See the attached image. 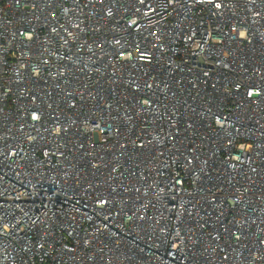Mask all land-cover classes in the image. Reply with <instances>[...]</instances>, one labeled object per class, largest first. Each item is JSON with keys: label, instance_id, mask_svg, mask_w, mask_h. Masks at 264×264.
Masks as SVG:
<instances>
[{"label": "built area", "instance_id": "2783aa9c", "mask_svg": "<svg viewBox=\"0 0 264 264\" xmlns=\"http://www.w3.org/2000/svg\"><path fill=\"white\" fill-rule=\"evenodd\" d=\"M0 264H264V0H0Z\"/></svg>", "mask_w": 264, "mask_h": 264}]
</instances>
